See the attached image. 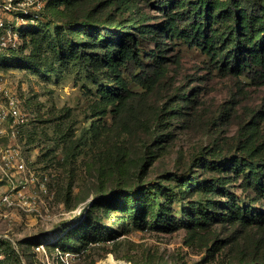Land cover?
Wrapping results in <instances>:
<instances>
[{
	"label": "rangeland",
	"instance_id": "obj_1",
	"mask_svg": "<svg viewBox=\"0 0 264 264\" xmlns=\"http://www.w3.org/2000/svg\"><path fill=\"white\" fill-rule=\"evenodd\" d=\"M49 3L37 0L29 6L37 14L33 18L19 8L3 14L0 40L14 42L15 57L9 59L11 53L0 48V89L17 96L29 119L14 137H0V145L14 148L25 164L23 171L10 166L7 175L0 173V264H236L242 253L263 255L264 229L255 223L241 228L213 217L200 226L182 214L225 198L214 190H187L180 197L175 187L176 195L167 196L176 224L172 230L141 228L123 219L122 211L94 204L111 188L133 187L139 180L175 184V175L189 168L200 177L214 174L220 188L243 199L247 167L234 169L227 160L216 172L195 166L191 157L228 156L234 163L254 148L264 160V84L220 72L197 46L170 42L150 26L139 38L141 49L161 50L166 72L148 90L130 81L125 99L106 103L97 89L104 75L74 63L50 70L55 64H48L53 58L49 41L60 25L54 18L88 15L110 22L119 13L107 0H73L61 12L43 15ZM134 4L149 15V24H157L159 8L139 0ZM29 26L34 34L23 36L21 30ZM33 52L38 70L15 63ZM178 91L192 101L180 99V111L172 112ZM11 186L15 193L9 205L1 196ZM251 207L264 209V204ZM82 222L101 232L72 233Z\"/></svg>",
	"mask_w": 264,
	"mask_h": 264
},
{
	"label": "trees",
	"instance_id": "obj_2",
	"mask_svg": "<svg viewBox=\"0 0 264 264\" xmlns=\"http://www.w3.org/2000/svg\"><path fill=\"white\" fill-rule=\"evenodd\" d=\"M72 1L51 0L50 6L41 12L43 15H46V10L61 12L60 7H66ZM107 1L114 12L119 13L117 18L110 22L106 19L95 20L88 15L79 20L54 18L60 25L55 26L49 41L53 58L48 64H55V67H50L51 71L74 63L82 69L93 71L92 75H104L105 83L97 87L102 101L113 103L125 99L131 92L128 87L130 81L148 90L166 72L167 58L161 50L141 49L139 38L150 26L170 42L179 40L189 46H197L208 55L212 67L220 72L244 76L252 83L264 84V0H139L150 9L159 8L157 24L147 22L149 15L135 6L137 0ZM31 29L30 26L23 28V36L34 34ZM1 50L11 53L9 59L15 57L14 46ZM25 58L15 63L27 64L38 70L34 52ZM180 99L192 101L190 95L178 91L170 109L172 112L180 111L183 105ZM227 110L228 107L224 106L220 110L221 115H226ZM258 157L254 148L250 153L241 154L240 161L235 160L234 163L228 156L204 157L196 153L191 157L195 166L200 164L201 169L216 172L225 167L227 160L234 169L243 170L247 167L241 182L248 190L243 199L220 188L219 178L214 174L200 177L192 175L189 168L175 175V184L139 180L133 187L120 185L111 188L106 195L98 196L95 200L99 199L100 202L94 205L120 210L126 215L123 219L141 228L151 225L172 230L176 224L167 196L176 195L175 187L179 188L180 197L187 190L200 189L205 193L214 190L225 198L214 200L209 208L198 204L194 211L184 209L182 214L200 226H204L207 219L219 217L228 218L241 228L255 223L263 230L264 209L251 207L253 203L260 206L264 204V160L259 161ZM215 206L220 207V210L214 209ZM97 228L83 226L82 222L72 233L82 235L85 231L98 232ZM236 264H264V254L246 258L242 253Z\"/></svg>",
	"mask_w": 264,
	"mask_h": 264
},
{
	"label": "built area",
	"instance_id": "obj_3",
	"mask_svg": "<svg viewBox=\"0 0 264 264\" xmlns=\"http://www.w3.org/2000/svg\"><path fill=\"white\" fill-rule=\"evenodd\" d=\"M37 0H0V32L5 29L3 14L11 12L13 9L19 8L24 17L33 18L37 14H33L29 10V6L35 4ZM37 7H40L37 6ZM8 38L2 37L0 40V48L14 46V42L9 43ZM28 114L23 111L20 106L19 99L6 89H0V123L5 126H0V137L7 136L12 138L18 132L19 127L23 126L28 121ZM15 149L10 145H0V173L7 175V170L10 166H14L18 171L25 169V164L22 160H17ZM13 186L9 187L1 196V200L7 204H13ZM17 191V190H16Z\"/></svg>",
	"mask_w": 264,
	"mask_h": 264
}]
</instances>
